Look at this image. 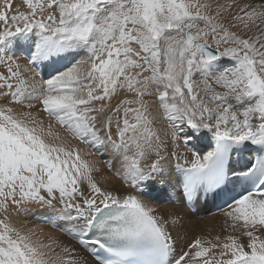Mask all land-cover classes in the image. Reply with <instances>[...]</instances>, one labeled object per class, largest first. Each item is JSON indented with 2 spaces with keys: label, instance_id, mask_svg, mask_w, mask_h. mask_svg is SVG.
Returning a JSON list of instances; mask_svg holds the SVG:
<instances>
[{
  "label": "snow or ice",
  "instance_id": "1",
  "mask_svg": "<svg viewBox=\"0 0 264 264\" xmlns=\"http://www.w3.org/2000/svg\"><path fill=\"white\" fill-rule=\"evenodd\" d=\"M23 3L27 11L10 15L12 0H0V64L7 68L0 98L38 101L50 119L0 105V264H86L75 249L57 244L53 254L35 229L12 223L13 206L57 205L64 219L82 225L79 244L97 264H264V3ZM24 43L30 65L50 68L38 84L6 56ZM154 94L168 121L163 136L146 99ZM208 134L211 150H193ZM73 140L114 149L122 158L116 174L135 191L102 187L96 162L86 158L92 154ZM173 157L184 201L222 200L241 236L195 237L177 251L169 224L182 217L143 198L151 199L146 189L158 177L171 175ZM107 166L114 168L111 160Z\"/></svg>",
  "mask_w": 264,
  "mask_h": 264
},
{
  "label": "bare ground",
  "instance_id": "2",
  "mask_svg": "<svg viewBox=\"0 0 264 264\" xmlns=\"http://www.w3.org/2000/svg\"><path fill=\"white\" fill-rule=\"evenodd\" d=\"M23 0H12V9L9 14L11 15L17 8L21 11H27V7L24 5L21 7ZM213 3L220 4H232L233 0H213ZM243 3H252L254 5H259L264 3V0H235V4L240 5ZM233 12L236 11L234 7ZM264 27V26H263ZM28 45L22 44L19 47L11 48L6 53V56L13 57L18 60L21 64L22 69L24 70V78L28 80L29 84H36L41 82L42 78L46 79L50 68L45 67V65H39V70H35L34 66L29 64L27 58L23 57L20 51L28 52ZM19 53V54H18ZM1 72L7 75V70L5 65L1 64ZM37 76V79L34 76ZM34 77V79L32 78ZM155 92V90H153ZM9 98V97H8ZM120 98H132V94H129L127 97H117L111 101V105L114 107L118 103ZM3 98H0V105L8 104V106L14 108L16 112H22L23 105H17L15 103H5ZM5 99V98H4ZM11 99V98H10ZM151 105L150 111L152 115L156 117L153 127L158 130L163 136L164 132L168 130V123L163 116L162 109H159L158 97L154 94L152 97L146 98ZM9 100V99H7ZM4 102V103H3ZM26 102L25 104H28ZM35 108L29 110L34 115L43 117L42 112L39 111V105L35 101L30 102ZM27 112V111H26ZM54 124V129L61 131L58 128V125ZM63 129V128H62ZM64 130V129H63ZM62 130V131H63ZM61 131V132H62ZM65 131V130H64ZM63 133V132H62ZM113 139H118L115 136V129L113 128ZM66 135V133H64ZM103 136V131H101ZM70 138V137H69ZM72 143H79L75 140ZM214 144V141H211V134H208L206 137H201L194 141L195 148L193 150L206 151L211 150L209 144ZM80 149H84L83 146L77 145ZM171 147V146H170ZM97 152L101 154L99 157H94L93 155L86 158L94 160L96 162L97 171L93 173L94 177L105 188H115L119 189L122 193L127 194V192H134L135 189L131 185L124 181L119 175L116 174V169L120 168L119 161L122 159L119 155L115 154L114 149L111 147L96 148ZM188 151L187 148L181 142V147L178 149V152L181 156L180 163H183L184 155ZM84 153H91L86 150ZM92 154V153H91ZM191 158L190 156L188 157ZM112 161L114 164L113 169H109L107 166L108 161ZM151 159L146 160L144 163H150ZM175 157L171 160V175L168 171L161 177L157 178V182L162 184V188H157L156 183H154L151 189H146L149 192V197H143L148 203L156 207L158 211L162 214L177 213L182 219L177 222V224H169V230L171 231L174 238L177 239V251L179 252L181 247H186L188 243L191 242L195 237H202L206 239L214 240L216 236H220L223 239L226 235L232 234L241 236V231H233L231 228V221L225 217V211L220 212L216 215L210 216L208 210L204 207L207 206L203 201H199V209L196 213H192L184 201L183 197L180 194V183L178 177L180 173L175 169ZM166 186L168 190H166ZM158 191V192H157ZM156 193V194H154ZM174 193V197H173ZM168 203L163 205V203ZM12 223L17 227H22L24 229H35L36 237L42 239L46 244H52L54 249L53 254L61 251L60 245H66L70 248L75 249V255L79 258L86 260V264H97V261L92 257L91 253L86 251L84 247L79 244V241L71 237L69 230L80 232L82 225H76L72 222L67 221L63 218V215L60 210V205H57L56 209H49L46 207H36L32 206L27 211L16 210L15 206L10 209ZM0 218H3V213H0ZM67 232V234H66ZM242 240L246 241V237H241Z\"/></svg>",
  "mask_w": 264,
  "mask_h": 264
},
{
  "label": "rangeland",
  "instance_id": "3",
  "mask_svg": "<svg viewBox=\"0 0 264 264\" xmlns=\"http://www.w3.org/2000/svg\"><path fill=\"white\" fill-rule=\"evenodd\" d=\"M24 5V7L26 6L23 2H22V5H21V7ZM263 27V26H262ZM21 52V51H20ZM19 52V53H20ZM18 53V54H19ZM23 57H24V55H23ZM26 60H28V59H26ZM29 61V60H28ZM5 69L7 70V68H6V66H5ZM35 70H39V69H35ZM34 77H36L37 79H39L36 75L34 76ZM33 78V77H32ZM36 84H38V83H36ZM7 99H9V100H7ZM5 103H8V102H10V97L8 98H3L2 99ZM32 101H35V100H32ZM32 101H25L24 102V105L22 106L23 107V111L22 112H26V111H29V110H31V109H28L27 107H26V105L27 104H25L26 102H32ZM3 102V103H4ZM35 103H37L38 105H39V111L40 112H42V114L44 115V112L41 110L42 109V105L38 102V101H35ZM17 105H20V104H17ZM34 108L36 107V106H33ZM33 109V108H32ZM18 113H20V112H18ZM46 114V113H45ZM39 119H43L44 120V122H45V124H47L48 123V121H49V117H47V116H43V117H41V116H39L38 117ZM166 120V119H165ZM166 122L168 123V121L166 120ZM54 123V122H53ZM58 128H59V125H58ZM61 131L63 130L62 128H61V126H60V128H59ZM63 133H65V131L63 130L62 131ZM77 142H79V141H77ZM82 145L83 146V148L84 149H81L83 152H85L86 150H88V151H90L91 153H92V155L96 158V157H99L101 154H99L98 152H97V150H96V147H92L91 145H89V144H84V143H81V142H79V143H77V145ZM166 204H168L167 202L166 203H163V205H166ZM66 234H67V232H66Z\"/></svg>",
  "mask_w": 264,
  "mask_h": 264
}]
</instances>
